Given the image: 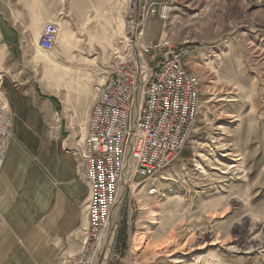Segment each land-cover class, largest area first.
I'll list each match as a JSON object with an SVG mask.
<instances>
[{"label": "rangeland", "instance_id": "rangeland-1", "mask_svg": "<svg viewBox=\"0 0 264 264\" xmlns=\"http://www.w3.org/2000/svg\"><path fill=\"white\" fill-rule=\"evenodd\" d=\"M157 1L170 5L169 17L140 23L142 38L192 44L188 64L201 82L200 115L179 157L160 172L170 179L157 180L162 196L155 205L136 201L144 192L126 202L128 191L116 204L113 215L119 212L121 238L130 239L139 206L148 208L145 212L156 207L164 219L156 231L167 233V264H264V0ZM132 3L124 0L121 6L123 38L136 21L137 2ZM83 41L77 31L68 40L73 52L88 61L97 52H83ZM64 43L61 30L55 47ZM56 52L37 49L32 54L41 66L33 73L35 80H41L43 93L53 92L58 100L50 98L42 119L34 113L27 119L40 124L46 137L52 127L54 144L76 165L71 148L84 134L110 53L68 73L54 67ZM18 71L0 68V101L8 104L13 122L16 106L9 97L22 88L15 78ZM37 135L43 141V132Z\"/></svg>", "mask_w": 264, "mask_h": 264}, {"label": "crops", "instance_id": "crops-1", "mask_svg": "<svg viewBox=\"0 0 264 264\" xmlns=\"http://www.w3.org/2000/svg\"><path fill=\"white\" fill-rule=\"evenodd\" d=\"M121 6L123 2L116 0H0V68H17L15 78L22 86L17 95L8 96L10 104L16 106V120L0 169V264H66L81 248L88 227V187L80 178V164L75 165L54 144L55 130L48 128L46 137L40 124L27 119L32 113L43 117L44 109L51 108L50 98L58 100L53 92L43 93L41 80H35L33 73L41 66L33 62L32 54L37 51L43 24L54 21L59 35L63 30L65 37L63 46L53 50L58 51L55 68L73 73L84 63L101 62L100 56L111 54L123 37ZM76 31L85 40L81 42L83 52H97V56L85 61L73 52L68 40ZM28 102L37 110L31 111ZM42 132L44 139L40 141L37 134ZM168 177L160 174L153 184L139 186L138 192L125 196L126 202L144 192L138 196L142 200L136 201L146 199L147 205H155L162 196L156 182L160 178L168 181ZM150 186L156 188L155 193L148 194ZM149 208L145 212L148 208L139 206L126 241L121 238L119 212L116 216L113 212L112 231L95 264H167V233L156 231L164 219L158 208Z\"/></svg>", "mask_w": 264, "mask_h": 264}, {"label": "built area", "instance_id": "built-area-1", "mask_svg": "<svg viewBox=\"0 0 264 264\" xmlns=\"http://www.w3.org/2000/svg\"><path fill=\"white\" fill-rule=\"evenodd\" d=\"M127 1L135 4V0ZM169 6L163 1L139 0L136 21L113 48L84 134L71 148L80 164V178L88 187V227L79 252L66 264H95L112 231L121 185L125 196L126 191L133 194L139 186L153 184L179 157L194 131L200 115L201 82L188 64L192 44L142 38L140 23L151 17L167 21ZM58 35L57 22H45L36 48L51 52ZM12 127L11 110L1 100L0 169L13 139ZM155 191L154 186L147 189L148 194Z\"/></svg>", "mask_w": 264, "mask_h": 264}, {"label": "bare ground", "instance_id": "bare-ground-1", "mask_svg": "<svg viewBox=\"0 0 264 264\" xmlns=\"http://www.w3.org/2000/svg\"><path fill=\"white\" fill-rule=\"evenodd\" d=\"M121 187H123L122 185H121ZM121 187H120V189H119V199L117 200V203L119 202V200L122 198V195H123V192H124V190L121 192ZM115 207H116V205H115ZM115 209V208H114ZM114 212V211H113Z\"/></svg>", "mask_w": 264, "mask_h": 264}, {"label": "water", "instance_id": "water-1", "mask_svg": "<svg viewBox=\"0 0 264 264\" xmlns=\"http://www.w3.org/2000/svg\"><path fill=\"white\" fill-rule=\"evenodd\" d=\"M137 8H138V0H137Z\"/></svg>", "mask_w": 264, "mask_h": 264}]
</instances>
